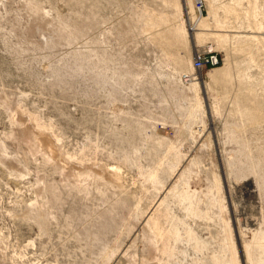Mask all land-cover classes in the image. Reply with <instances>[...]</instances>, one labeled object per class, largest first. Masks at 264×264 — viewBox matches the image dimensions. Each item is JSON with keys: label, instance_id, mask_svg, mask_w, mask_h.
Here are the masks:
<instances>
[{"label": "rangeland", "instance_id": "obj_1", "mask_svg": "<svg viewBox=\"0 0 264 264\" xmlns=\"http://www.w3.org/2000/svg\"><path fill=\"white\" fill-rule=\"evenodd\" d=\"M204 2L0 0V264H264V0Z\"/></svg>", "mask_w": 264, "mask_h": 264}, {"label": "bare ground", "instance_id": "obj_2", "mask_svg": "<svg viewBox=\"0 0 264 264\" xmlns=\"http://www.w3.org/2000/svg\"><path fill=\"white\" fill-rule=\"evenodd\" d=\"M190 1V0H189ZM194 2H195V0H194ZM191 3H192V1H191ZM192 8L193 9H198V5H196V2H195V7L192 5ZM199 10V9H198ZM200 12V11H199ZM201 13V12H200ZM191 18H192V20H191V22H192V24H191V26H190V29H192V30H195L194 32H195V34H197V35H201L203 32L202 31H198L199 29H201L205 24H206V20H207V18H206V16L203 14V15H199V16H197V14H196V16H191ZM202 26V27H201ZM197 30V31H196ZM213 34H215L217 37H218V41H220V42H222L223 43V41L225 40V35L224 34H220V33H213ZM207 48H209V49H212L213 47L212 46H207ZM215 49V48H214ZM199 51V49H197L196 50V52H195V54L193 55V59H192V71L191 72H187V73H185L184 74V77H183V79L186 81V80H188V82L189 81H191V80H195L196 78H199V77H197L198 76V72L199 71H202L203 69L201 68V69H199V70H194V66H193V61H194V58H195V55H196V53ZM219 75V72L218 71H216L215 70V68H213V69H210L208 72H207V76L210 78V79H214V78H216L217 76ZM197 82V81H196ZM196 82H194L195 84H194V86H196L197 85V83ZM231 246H232V248H233V243H231ZM233 260L235 261V255L233 254Z\"/></svg>", "mask_w": 264, "mask_h": 264}, {"label": "built area", "instance_id": "obj_3", "mask_svg": "<svg viewBox=\"0 0 264 264\" xmlns=\"http://www.w3.org/2000/svg\"><path fill=\"white\" fill-rule=\"evenodd\" d=\"M196 5H198V9L202 12L204 6V0H195ZM221 62V57L218 54V51L214 48H202L196 53L193 66L194 70H199L203 68H207L208 66H216ZM188 81V80H186Z\"/></svg>", "mask_w": 264, "mask_h": 264}]
</instances>
